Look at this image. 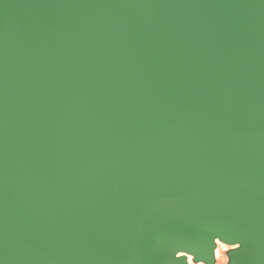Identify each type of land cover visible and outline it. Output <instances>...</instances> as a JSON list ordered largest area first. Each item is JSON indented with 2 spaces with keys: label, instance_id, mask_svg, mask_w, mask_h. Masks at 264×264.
Wrapping results in <instances>:
<instances>
[{
  "label": "water",
  "instance_id": "95a60500",
  "mask_svg": "<svg viewBox=\"0 0 264 264\" xmlns=\"http://www.w3.org/2000/svg\"><path fill=\"white\" fill-rule=\"evenodd\" d=\"M195 221L264 264V0H0V264H181Z\"/></svg>",
  "mask_w": 264,
  "mask_h": 264
},
{
  "label": "bare ground",
  "instance_id": "6f19581e",
  "mask_svg": "<svg viewBox=\"0 0 264 264\" xmlns=\"http://www.w3.org/2000/svg\"><path fill=\"white\" fill-rule=\"evenodd\" d=\"M195 233L199 235L206 251L199 252L198 248L187 242L188 238L181 237V241L173 244L172 237L167 230L162 231L158 236L161 247L153 251V255L160 259L166 257L171 262H181V264H201V262L212 264L218 256L219 248L226 249L227 245L235 246L234 252L240 253L239 249L250 247V243L244 233L236 234V228L232 226L222 227L219 224L204 225L198 221L194 222ZM225 229V231L223 230ZM247 263V262H246ZM229 264H232L229 262ZM245 264V262H243Z\"/></svg>",
  "mask_w": 264,
  "mask_h": 264
},
{
  "label": "rangeland",
  "instance_id": "374dc122",
  "mask_svg": "<svg viewBox=\"0 0 264 264\" xmlns=\"http://www.w3.org/2000/svg\"><path fill=\"white\" fill-rule=\"evenodd\" d=\"M235 246L233 245H227L226 249H222L221 247L219 248L218 256L215 258V261L212 264H243L242 259L244 258L243 255L240 253L234 252L233 248ZM239 251H243V249H239ZM203 251H201L202 253ZM245 264L246 261H244ZM201 264H206L204 262H201ZM209 264V263H207Z\"/></svg>",
  "mask_w": 264,
  "mask_h": 264
}]
</instances>
